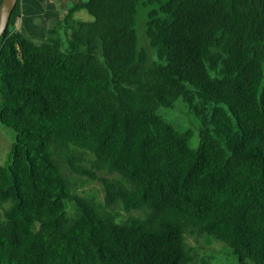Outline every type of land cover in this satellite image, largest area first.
<instances>
[{"label": "trees", "instance_id": "1", "mask_svg": "<svg viewBox=\"0 0 264 264\" xmlns=\"http://www.w3.org/2000/svg\"><path fill=\"white\" fill-rule=\"evenodd\" d=\"M42 1L18 0L0 38V123L17 134L0 165V264H193L200 237L264 264V0H142L156 61L140 0H73L37 43ZM177 100L198 147L158 115ZM66 168L99 181L104 205Z\"/></svg>", "mask_w": 264, "mask_h": 264}, {"label": "rangeland", "instance_id": "2", "mask_svg": "<svg viewBox=\"0 0 264 264\" xmlns=\"http://www.w3.org/2000/svg\"><path fill=\"white\" fill-rule=\"evenodd\" d=\"M73 0H45L37 3L36 10L38 11L35 15L34 24L37 26L38 30L32 32V36L37 43H41L44 40L43 28H54L57 27V23L62 20L69 8L73 6ZM26 8L27 9V4ZM35 6V3L32 5ZM151 6H144L142 0L139 2L138 14L136 18V30L138 34L139 45L145 49L151 60L156 61L157 56L155 52L149 45V41L146 35V22L149 9ZM41 9V10H40ZM40 10V11H39ZM75 18L77 20H82L86 22L93 21L92 17L84 10L76 13ZM23 24L22 17H19L16 21L15 28L20 30ZM29 32V31H28ZM59 34L62 37V49H66L68 44L65 38V31L63 29L59 30ZM158 115L167 121L169 124L173 125L177 130H191L193 132V137L190 140V145L192 147H198L199 145V132L201 128L200 121L192 114L189 113L187 106L181 101L177 100L174 108L166 109L161 108ZM17 141L16 132L8 127L3 126L0 123V165L5 164L9 159V153L13 143ZM81 151L74 152L77 156ZM94 157L91 154H83V160L78 162V164L91 169V163ZM66 175L73 182L74 192L79 196L85 198L93 199L95 203L99 206L104 205L105 194L103 191V186L99 181L91 180L88 177H80L69 171L68 168L65 169ZM95 173L101 178H111L117 177L110 174L108 171H95ZM119 219L123 220L129 217V215H138V212H132L131 214H126L121 210ZM67 212L69 216L74 214L73 204L68 203ZM187 243L194 247L196 250L195 263L193 264H238L236 256L233 254L231 248L215 241L211 237H200L198 239L188 238ZM246 264H255L252 261H247Z\"/></svg>", "mask_w": 264, "mask_h": 264}, {"label": "water", "instance_id": "3", "mask_svg": "<svg viewBox=\"0 0 264 264\" xmlns=\"http://www.w3.org/2000/svg\"><path fill=\"white\" fill-rule=\"evenodd\" d=\"M18 0H2L0 4V38L5 33L11 14L16 7Z\"/></svg>", "mask_w": 264, "mask_h": 264}]
</instances>
